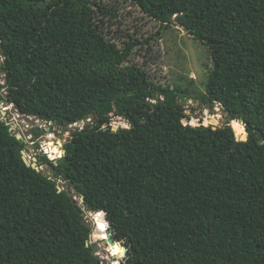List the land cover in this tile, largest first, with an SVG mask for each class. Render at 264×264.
<instances>
[{"label": "trees", "instance_id": "1", "mask_svg": "<svg viewBox=\"0 0 264 264\" xmlns=\"http://www.w3.org/2000/svg\"><path fill=\"white\" fill-rule=\"evenodd\" d=\"M131 1L207 47L205 92L156 84L133 43L104 34L97 13L113 14L97 0H0V102L64 127L93 120L56 163L37 157L48 175L0 119V264H100L70 190L105 212L124 264H264V0ZM184 98L228 123L184 124Z\"/></svg>", "mask_w": 264, "mask_h": 264}, {"label": "rangeland", "instance_id": "2", "mask_svg": "<svg viewBox=\"0 0 264 264\" xmlns=\"http://www.w3.org/2000/svg\"><path fill=\"white\" fill-rule=\"evenodd\" d=\"M97 1L103 3L113 14L97 13L98 23L103 27L104 34L121 48L126 47L127 42L133 43L131 62L143 67L156 84L169 87L177 84L188 88L191 92H205L204 85L208 71L212 69V59L207 47L195 41L181 26L161 25L147 16L131 0ZM2 62L3 56L0 50L1 84L5 82V74L1 69ZM179 102L184 106L185 114L189 117L183 119L184 124L198 125L199 119L207 116L210 117L209 121H213L208 125L213 127H221L228 123L225 112L218 104L209 110L193 98H184ZM0 119L6 121L17 138L25 142L26 146L23 151L28 162H35L37 165V157L40 155H45L56 163L65 153V145L70 138V132L75 128L81 129L84 125L93 123L91 116H88L83 121L69 124L67 127L59 126L33 115H23L13 104L6 101L0 102ZM109 125L112 130L129 127L125 119L115 115L110 116ZM54 147H57L59 153L51 152ZM40 169L48 175L51 174L47 165L40 166ZM57 183L62 189L68 187L63 179H58ZM70 191L75 200L79 201L80 197L75 194V191ZM78 201H76L77 205L83 208ZM85 210L87 212V208ZM94 229L93 227V232H98L99 229V232H105L99 224L98 228ZM89 243L97 245L95 255L100 264H124V255L112 256L108 251L109 244L102 243L94 236H91ZM120 248L123 251V247Z\"/></svg>", "mask_w": 264, "mask_h": 264}, {"label": "water", "instance_id": "3", "mask_svg": "<svg viewBox=\"0 0 264 264\" xmlns=\"http://www.w3.org/2000/svg\"><path fill=\"white\" fill-rule=\"evenodd\" d=\"M207 44H209V45H211V44H213L211 41H208L207 42ZM156 97H157V95H155ZM86 118H88V115H86L85 116V119ZM45 122H47L46 120H45ZM81 122V121H80ZM227 125H230L231 126V124L229 123V124H227ZM197 126H205L204 124H203V118H200L199 119V121H198V125ZM246 138H247V135H246ZM236 140H238V139H236ZM21 153H22V158H23V160H24V162L26 163V164H29V165H31L33 168H35V169H40L39 168V166L35 163V162H28V160H27V158L25 157V155H24V151L22 150L21 151ZM65 154V153H64ZM59 190H62L61 188H59ZM67 193V195L69 196V198H71L72 197V202L74 203V205H75V207H76V209H77V211L80 213V215L82 216V222L86 225V226H89V227H94V228H98V223H97V220L99 219V220H101L104 224H105V226H106V228H107V230L105 231V237L104 238H101L100 237V230L98 231V232H96V231H94L92 234H91V236H94L95 238H97V239H100L101 240V242L102 243H104V244H109V245H115V244H118L120 247H123V255L125 256V253H126V246H125V244H124V242L123 241H116V240H114V238L112 237V230H111V228H110V223H109V221L106 219V217H105V212L104 211H102V212H93V215L94 216H92V214L89 212V210H87V212H86V210H85V205L83 204V202H84V198H83V196H80V202H81V205L83 206V208H80L78 205H77V202H76V200H75V198L73 197V194H72V192L71 191H68V192H66ZM96 247H97V245L96 244H94L93 245V253L95 254V251H96Z\"/></svg>", "mask_w": 264, "mask_h": 264}, {"label": "bare ground", "instance_id": "4", "mask_svg": "<svg viewBox=\"0 0 264 264\" xmlns=\"http://www.w3.org/2000/svg\"><path fill=\"white\" fill-rule=\"evenodd\" d=\"M193 119H194V118H193ZM191 124H192V123H191ZM193 124H194V123H193ZM246 135H247V133H246ZM76 201H78V200L76 199ZM78 203L81 204L80 199H79ZM83 204H84V203H83ZM89 212L92 214V216H94V215H93V212H91V211H89ZM100 229H101V228H100ZM100 229H99V230H100ZM94 230H96V228H95ZM100 237H101V238H104V237H105V232H100Z\"/></svg>", "mask_w": 264, "mask_h": 264}]
</instances>
